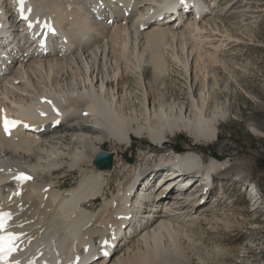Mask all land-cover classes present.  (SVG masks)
<instances>
[{"label":"bare ground","instance_id":"obj_1","mask_svg":"<svg viewBox=\"0 0 264 264\" xmlns=\"http://www.w3.org/2000/svg\"><path fill=\"white\" fill-rule=\"evenodd\" d=\"M224 1L190 2L167 16L165 0H26L32 14L25 20L13 8L16 0H0V212L11 214L0 235L17 237L0 264H122L132 244L171 235L247 180L241 166L205 164L195 150L178 160L165 150L161 159L136 166L120 158L133 136L161 147L180 131L201 141L218 136L227 114L210 111L213 85L206 77L200 89L197 70L206 58L200 38ZM238 4L233 0L226 13H237ZM38 17L47 22L43 34L36 33ZM165 42L187 51L191 103L168 100L160 89L156 98L155 85L167 74ZM133 80L141 85V103ZM5 118L18 122L9 132ZM68 145L74 149L66 151ZM101 151L112 155L111 164H97ZM63 164L80 165L70 188L55 174ZM118 170L129 171L119 179V193L102 208L88 209L99 197L107 199L108 180ZM20 173L31 179L17 180ZM217 182L225 192L209 202ZM249 184L257 195V185Z\"/></svg>","mask_w":264,"mask_h":264},{"label":"rangeland","instance_id":"obj_2","mask_svg":"<svg viewBox=\"0 0 264 264\" xmlns=\"http://www.w3.org/2000/svg\"><path fill=\"white\" fill-rule=\"evenodd\" d=\"M232 1L221 4L217 19L208 30L204 29L200 38L204 41L201 47L206 58L198 64L199 88L205 87L208 77L210 87L213 85L210 111L227 114L220 119L218 136L201 141L189 132L180 131L169 137L163 147L147 136H133L129 149H123L120 158L136 166L161 159L165 150H171L175 160L184 152L195 150L205 164L216 160L241 166L247 180L237 181L226 192L215 183L208 201L212 202L220 191L225 192L221 195L226 196V201H215L217 204L207 206L194 220L180 224L171 235L164 234L157 242L132 244L122 253V264H264V0H237V13L228 15ZM162 45L167 74L155 85L156 98L159 99L160 89L168 100L180 98L191 103L194 81L183 60L188 56L187 51L184 52L181 44L176 48L169 42ZM178 54L180 60L175 56ZM132 83V91L141 103V85L137 80ZM126 100V109L131 112ZM71 146L64 149L73 150ZM112 147L108 142L105 149L110 151ZM148 151L150 154L154 151V156L144 158ZM55 174L62 188H70L80 178V165L71 169L63 164ZM116 175L108 180L107 199L99 197L97 202L88 204V209L102 208L112 193H119V179L129 176V171L118 170ZM249 183L256 184L254 192L259 190L260 194L252 195Z\"/></svg>","mask_w":264,"mask_h":264},{"label":"snow or ice","instance_id":"obj_3","mask_svg":"<svg viewBox=\"0 0 264 264\" xmlns=\"http://www.w3.org/2000/svg\"><path fill=\"white\" fill-rule=\"evenodd\" d=\"M18 4V12L21 15L22 19L27 20L28 17L24 15L25 13V4L26 0H16ZM28 12H31V8L27 9ZM47 26V25H46ZM28 27H32V23L29 22ZM18 123L17 121H9L7 118L4 119V130L5 132H9L10 126H15ZM27 127V125H25ZM19 181H26L31 179L30 176H27L24 173H20L18 176L15 177ZM10 213L7 212H0V230L5 228V221L10 218ZM17 237L12 233H7L5 235H0V259L3 258L4 255L11 253L13 250L12 248V241L15 240Z\"/></svg>","mask_w":264,"mask_h":264},{"label":"water","instance_id":"obj_4","mask_svg":"<svg viewBox=\"0 0 264 264\" xmlns=\"http://www.w3.org/2000/svg\"><path fill=\"white\" fill-rule=\"evenodd\" d=\"M96 162L99 166H107L112 162V155L108 152L101 151L96 156Z\"/></svg>","mask_w":264,"mask_h":264}]
</instances>
